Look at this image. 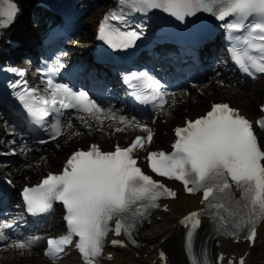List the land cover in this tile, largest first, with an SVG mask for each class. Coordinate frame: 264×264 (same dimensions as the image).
Listing matches in <instances>:
<instances>
[{"label": "snow or ice", "instance_id": "obj_1", "mask_svg": "<svg viewBox=\"0 0 264 264\" xmlns=\"http://www.w3.org/2000/svg\"><path fill=\"white\" fill-rule=\"evenodd\" d=\"M123 3L133 11L162 9L180 21L200 11L212 14L219 21L231 18L223 27L247 32L243 40L246 51L243 54L236 51L233 58L246 73L250 69L264 73V0H123ZM17 11L12 0H0V28L7 27ZM250 18L255 22L246 24ZM110 21L126 23V18L123 12L106 16L99 27L101 39L113 48H127L135 43L140 35L138 31H121ZM8 71L24 75L23 69L9 68ZM56 71L53 68L46 73L43 94L36 88L16 93L35 123L44 125L51 115L59 116L62 109L74 108L87 114V118L79 117L85 125L89 120L102 125L107 119L146 133V136L137 135L126 147L116 145L112 151H103L96 144L86 151L77 150L67 159L61 173H49L38 185L23 189V200L29 212H49L54 201H62L66 208L64 219L69 230L59 238L48 239L45 255L58 260L64 247L73 243V236H78L75 246L85 264H97L96 258L101 256L109 232L117 236L123 233L131 239L133 229L149 209L160 207L159 198L176 197L177 193L145 174L137 165L136 153L152 142L151 128L134 118L129 120L118 115L110 108H102L86 92L76 93L56 82ZM140 75L147 76L146 73ZM20 83L16 81L11 87L16 88ZM147 87L158 90L159 82L150 81ZM151 99L158 100L156 107L160 110L167 103L164 94L153 95ZM261 110L264 111V106ZM255 123L264 131V117ZM64 126L60 119L51 123V138L61 136ZM66 126L71 128V122ZM116 131H124V128L117 127ZM175 135L171 153L153 151L148 153L147 161L156 175L182 182L188 193H203L201 203L205 207L190 212L180 221L188 228L186 250L191 264H207L206 257L198 260L192 251L194 232L200 226L202 215H209L226 234L234 237L237 231L229 233L226 225L231 224L236 230L247 226L244 238L254 242L257 235L254 225L264 219V148L258 142L253 122L227 103H217L205 115L177 127ZM233 187L240 190V200H235ZM10 227V223L0 221V239H6L3 230ZM38 239L16 240L10 247L29 249ZM111 243L117 245L123 241L113 239ZM239 264H244L243 258Z\"/></svg>", "mask_w": 264, "mask_h": 264}, {"label": "bare ground", "instance_id": "obj_2", "mask_svg": "<svg viewBox=\"0 0 264 264\" xmlns=\"http://www.w3.org/2000/svg\"><path fill=\"white\" fill-rule=\"evenodd\" d=\"M100 1V0H99ZM35 2V0H22V6L23 8L26 10V12L30 11L32 4ZM208 78V77H206ZM214 84V83H212ZM264 85V80L261 81V83L259 84V87H262ZM204 87H206L207 89L205 91H209L210 88L211 89H215L217 87L215 86H210L208 87V85H203ZM203 98H200V101H203ZM242 101H237V104H241ZM246 109V108H245ZM250 111V110H249ZM124 116V115H122ZM1 120V118H0ZM5 120V124L9 125V121L7 119H3ZM78 120H75L73 122V130L69 135V140L67 141L70 145H75L77 143H82V142H89L91 141L93 138V136L96 134L97 136H103L99 133H96V129H95V122H88V125H85V123H78ZM115 124L117 123L116 121H112V120H105V125L107 124ZM0 134H4V131L0 128ZM95 135V136H96ZM104 137V136H103ZM262 137H263V142H264V133H262ZM66 139H68V136L66 137ZM66 139L64 141H66ZM64 141L60 142L59 144L55 145V146H49L46 148H42L41 152H37L35 150H32L31 153L29 154H24L19 147H16L15 144L13 145L14 149H16V151H19V158H22V161L24 162L23 167L21 166L19 169H15L16 171H13L11 168L12 167H6L5 168V173L7 175H11V174H18V181L19 179H21V181L23 180V177L25 176V174H27V168L28 167H39V169L41 168V166H44V163L40 160L41 157H43V155L52 157V163L55 164V162L57 160H59L60 155L63 151H65L67 148L63 146V143H65ZM23 154V155H22ZM31 177H33L32 175H30ZM190 204H192V200H190L189 202ZM3 206V203L0 201V208ZM183 210L182 207L176 208L174 211L177 212H181ZM58 221L57 218H53L50 221V224L54 225L56 222ZM168 221V222H167ZM179 232L178 229V223L177 221L174 219V217L172 216V214H170L169 216H164L163 219L160 222H152V225H149V230L143 231L142 235L144 237V240L148 242V246L145 248V252L149 253V255L152 253V251L150 250V247L155 246L156 244H160V238L165 237L164 242H162V245L165 246H169L170 247V243L179 238V235L177 234ZM4 236L6 237V239H1V241L4 243V246L0 249V264H53L51 262H49L46 259H43L38 252V246L36 245L33 248H29L27 249V254H23L20 252L19 249L17 248H12L10 247V243H9V239H12L13 234H8L7 232H4ZM233 247V246H232ZM175 252H177L175 250ZM264 255V253H263ZM260 256V253H258V251L256 250H252L250 252V256H249V262L250 264H262L260 263V260L257 261L258 257ZM16 258H20L22 260L21 263H17L16 262ZM32 258L34 259V262H32ZM130 262V264H144V262H146L143 259L140 260H134L133 257H128V259L126 260V264H128ZM61 264H80L79 261L72 257V258H67L65 261H63ZM171 264H186L184 258L182 257V255H177L173 258L172 263Z\"/></svg>", "mask_w": 264, "mask_h": 264}]
</instances>
